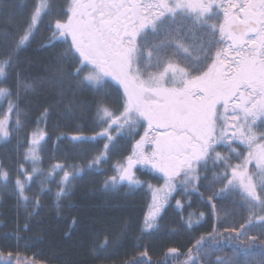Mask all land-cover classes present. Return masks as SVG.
<instances>
[{"label":"snow or ice","instance_id":"6c2138e0","mask_svg":"<svg viewBox=\"0 0 264 264\" xmlns=\"http://www.w3.org/2000/svg\"><path fill=\"white\" fill-rule=\"evenodd\" d=\"M217 8L223 20L215 15ZM18 15L0 33V84L14 77L8 87H0V98L8 100L0 117V141L17 140L19 166L13 187L18 200L29 199L25 195L29 181L43 177L35 194L39 197L48 179L62 172L55 193L59 201L71 192L72 180L84 167H98L127 136L130 146L113 165V175L104 187L115 190L120 185L147 184L153 203L140 225L142 234L159 227L158 218L173 199L181 210L176 230L180 225L192 229L197 214L189 212L185 221L183 213L192 207L191 202L186 204L176 196L193 191L201 198L208 193L217 218L216 201L226 193L236 196L247 213L240 217L238 227L232 224L224 229L226 236L218 238L214 225L207 236L194 238L186 251L168 248L165 260L157 264L168 260L240 264L236 248L231 254L216 253L222 251L221 241L247 239L249 232L257 235L244 248L254 245L257 238L264 240V0H64L63 4L34 0L30 10L25 5ZM45 18L50 35L41 47L54 49L61 44L63 48L49 61L46 78L33 79L20 67V51L40 31ZM42 85L54 89L59 100L44 108L40 119L56 108L67 115L77 109L93 110L94 123L101 131L70 137L82 144L100 137L105 141L84 167L69 165L65 156L64 163H52L45 171L40 152L41 142L49 138L46 129L25 132L23 140L18 137L27 128L21 95ZM84 89L93 95L88 105L75 98ZM9 113L15 115L14 124ZM15 163L0 159V179L11 180ZM149 173L156 174L152 177L156 185L139 178ZM202 187L205 192L200 191ZM119 227V235L115 228L106 231L98 245L101 232L94 231L90 247L98 257L107 258L115 251L110 245L120 243L128 222ZM147 255V250L141 253V257ZM0 259L12 264V253L7 258L0 253ZM244 264H264V257Z\"/></svg>","mask_w":264,"mask_h":264},{"label":"trees","instance_id":"16d2710c","mask_svg":"<svg viewBox=\"0 0 264 264\" xmlns=\"http://www.w3.org/2000/svg\"><path fill=\"white\" fill-rule=\"evenodd\" d=\"M33 3L34 0H0V33L9 28L12 21L19 18L18 14L24 10L25 5L30 10ZM59 3L63 4L64 0H59ZM47 24L48 18H45L40 25V31L20 51V67L26 77L46 78L49 61L54 53H59L63 48L61 44L54 49L41 47L50 35L45 31ZM12 79L14 77L0 84V87H8ZM11 90L15 94L14 85ZM75 98L88 105L93 100V95L88 89H84L82 92H77ZM58 100V93L47 85L23 94L20 98V108L26 113L27 128H22L18 137L23 140L25 132L38 129H46L49 137L42 142L40 152L45 171L52 163H64L65 156L69 165L75 163L84 167L89 159L98 154L101 147L100 142L82 144L70 139L74 135L91 136L101 130L94 123L93 110L90 108L83 111L77 109L73 115H67L61 108H56L46 119H40L44 108L57 103ZM7 108L8 104L0 106V117ZM9 117L15 120L14 113H9ZM16 144V139L10 144L0 142V159H5L6 162L17 161L12 165L11 180L6 182L0 179V253L7 258L8 253L11 252L12 264H128L134 259L139 260L140 264H148L149 261L151 264H157L165 260L168 248L179 247L182 251H186L195 242L194 238L207 236L212 232L214 225L217 227L218 238L226 236L224 229L232 224L238 227L242 222L240 217L247 215L241 210L236 196L226 193L216 201L220 208L217 218L213 213L212 205L207 201L208 193L202 187L200 191L205 192L203 198L195 191L190 195L176 196L177 199L182 198L186 204L191 202L192 207L183 213L185 221L189 212L195 211L197 214L198 222L194 223L192 229L180 225V230H176L181 210L176 207L173 199L169 200L161 212L158 218L159 227L142 234L140 225L146 217L149 192L143 187H124L116 192H107L104 182L113 173L110 164L103 167L105 163L96 169L83 170L72 180L71 192L59 201L55 193L59 190L57 181L63 175L62 172L48 179L39 197L35 194L40 191V180L43 177L29 181L30 186L25 193L29 199L18 200L13 187L16 179L15 169L19 166ZM109 159L112 162L113 155H110ZM140 178L154 185L157 184L155 179L148 176L141 175ZM37 199L39 206H36ZM201 212L204 213L203 218H199ZM124 221L128 222V227L120 236V243L110 245L115 251L107 258L102 254L98 257L90 247L94 231L101 232L100 239L96 240L98 245L106 231L115 228L119 235V226ZM256 235L257 233L253 231L249 232L247 239L241 238L235 242L221 241L222 251L217 252L216 255L231 254L233 248H236L239 252L237 259L240 264L253 258L259 260L264 257V240L257 238L254 245L249 248L243 247ZM145 250L148 255L141 257V253ZM211 259L214 260L215 255ZM0 264H5L4 259H0ZM167 264H177V262L168 260Z\"/></svg>","mask_w":264,"mask_h":264},{"label":"rangeland","instance_id":"374dc122","mask_svg":"<svg viewBox=\"0 0 264 264\" xmlns=\"http://www.w3.org/2000/svg\"><path fill=\"white\" fill-rule=\"evenodd\" d=\"M141 2H142V3H147L148 0H141ZM215 15H216L217 17H219L220 20H223V13H222V11H221V12H217V11H215ZM145 31L150 32L151 29H150V28H146ZM0 101L2 102V101H8V100H7V99H4V98H0ZM10 122L14 124V123H15V120H13L12 118H10ZM38 130H40V129H38ZM140 132H141V134H142V131H141V130H140ZM17 135H18V134H17ZM138 138H139V137H137V139H138ZM0 142L4 143L3 141H0ZM41 143H42V142H41ZM129 146H130V145H129V138H128V139H125L123 142L118 141V150L114 151L113 153H114L115 155H117V156H118V159H119L120 155H122V154H126L128 148H129ZM121 151H122V152H121ZM250 167H251V165H250ZM87 169H92V168H87V167L84 168V170H87ZM95 169H96V168H95ZM108 191H113V190H108ZM152 203H153V200H152V193H151V199H150V202H149L148 208H147V210H146V216L149 215V214L151 213V211H152V209H151V205H152Z\"/></svg>","mask_w":264,"mask_h":264},{"label":"flooded vegetation","instance_id":"af4514ba","mask_svg":"<svg viewBox=\"0 0 264 264\" xmlns=\"http://www.w3.org/2000/svg\"><path fill=\"white\" fill-rule=\"evenodd\" d=\"M220 2H222V0H217V3H220ZM237 2H238V0H237ZM215 11H217V12H221L222 10L219 9V8H217V9H215ZM120 186H122V185H120Z\"/></svg>","mask_w":264,"mask_h":264}]
</instances>
